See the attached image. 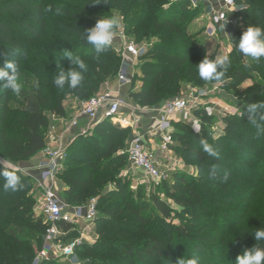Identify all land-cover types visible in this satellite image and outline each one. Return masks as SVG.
Wrapping results in <instances>:
<instances>
[{
  "label": "trees",
  "instance_id": "16d2710c",
  "mask_svg": "<svg viewBox=\"0 0 264 264\" xmlns=\"http://www.w3.org/2000/svg\"><path fill=\"white\" fill-rule=\"evenodd\" d=\"M247 2L250 7L239 11L244 21L264 22V0ZM187 7V0H0V67L4 60L15 59L22 83L19 95L0 86V157L11 164L34 157L45 147L51 116H65L64 101L68 97L88 99L117 73L121 59L111 46L97 54L81 38L83 30L92 27L100 15L114 16L115 12L123 17L124 30L135 40L149 34L162 40L138 58L142 60V85L128 94L136 105L159 104L176 95L182 81L196 85L213 82L199 77L195 65L205 56L204 49L193 50L187 24L177 18ZM228 30L238 39L245 29ZM69 52L85 62L87 71L77 88L66 84L61 89L53 80L59 65L65 71L75 67L64 57ZM231 54L224 77L242 82L250 75L244 71L243 59L237 61L243 55L236 48ZM244 102L247 107L254 104V89L247 92ZM15 110L19 115L8 127V114ZM195 113L205 124L207 117ZM223 120L224 133L213 141L199 133L186 140L180 128L173 133L187 151L186 163L197 169L194 177L173 172L171 181L162 184V195L173 205L158 193L144 198L140 188L133 192L127 179L114 177V168L126 165L123 149L129 128L105 119L95 124L89 138L79 136L69 145L59 174L61 197L78 206L96 198L94 222L100 236L96 246L110 251L104 255H108L107 263L102 264H168L171 257L184 253L215 262L212 256L220 258L226 249L243 251L255 243L251 234L264 226V132L255 136L247 110L241 117ZM174 127L191 130L181 121ZM247 131L251 133L246 135ZM253 135L255 142V138L261 140L255 149L254 143L246 147ZM201 141L211 142L215 154L204 151ZM73 147L78 148L70 155ZM0 169L14 172L23 185L6 190L0 177V264H31L47 226L42 213L36 211L38 188L30 175L1 163ZM60 226L68 231L66 239L75 233L71 223ZM231 228L237 230L230 233ZM84 252L104 258L88 246ZM53 259L39 264H52Z\"/></svg>",
  "mask_w": 264,
  "mask_h": 264
},
{
  "label": "built area",
  "instance_id": "2783aa9c",
  "mask_svg": "<svg viewBox=\"0 0 264 264\" xmlns=\"http://www.w3.org/2000/svg\"><path fill=\"white\" fill-rule=\"evenodd\" d=\"M187 1L190 7L200 8L209 21H213L218 27L225 23V28L233 26L241 9L238 0ZM111 47L122 59L118 75L121 82L115 88L109 86L106 82L105 88L83 101L77 114L69 120L66 121L64 118L54 115L50 118L52 123L49 125L48 130L55 137L41 151L42 159L38 161L35 167L37 175H31L36 187L41 192L38 209L47 223L41 248L38 249L31 264H39L44 259L57 256L68 259L73 263L76 256L75 248L82 243L81 237L64 238L68 231L64 230L60 223L76 224L82 221L89 229V225L94 223L97 217L96 198H90L82 208L78 205L68 204L60 198L55 190V181L64 169L67 148L75 139L71 128L78 126V118L84 117L87 119L85 129L80 132L82 134L105 119L120 127L129 128L131 131L128 150L130 167L138 170L145 178L155 181L165 179V173L174 167L172 164H163L156 155V152L171 153V147L174 144L172 137L173 122L181 121L188 124L193 130L199 127L200 119H198L195 112L199 111L201 107H199L200 103L196 97L178 96L159 104L155 107V126L147 130V133L156 134L159 139L156 147L152 148L145 138V133L140 130L144 108L131 104L128 98H124L119 94L122 84L128 81V78L121 74L123 67L126 70L131 64L130 60L137 59L146 49L144 45L137 46L134 40L124 32V29L116 34ZM55 122L61 124L60 129L57 128ZM66 137H69V140L66 141ZM21 170L29 175L26 169ZM84 230H81V236H83L82 232Z\"/></svg>",
  "mask_w": 264,
  "mask_h": 264
},
{
  "label": "rangeland",
  "instance_id": "374dc122",
  "mask_svg": "<svg viewBox=\"0 0 264 264\" xmlns=\"http://www.w3.org/2000/svg\"><path fill=\"white\" fill-rule=\"evenodd\" d=\"M176 0H168V2H175ZM240 8L244 9L247 7H250L247 0H238ZM261 5V4H260ZM167 6V5H166ZM264 7V4L262 5ZM115 15L120 18V26L115 30L116 34L124 29V19L123 17L117 15L115 12H113ZM109 17V16H105ZM184 23L187 24V30L189 35L191 36L192 43L194 46H192L194 51L199 50V47H202L204 50L202 51L203 55H207L211 58H215L219 55H228L231 59V53L233 52L234 44L232 42V34L231 31L228 29H245L248 25H259L260 27L264 28V22H251L246 23L244 19L242 18V15L238 14L236 16V23L233 26H228L224 29L223 32L219 30L218 25H216L213 21H209V19L205 16L204 12L200 8H193L188 5V7L183 12L182 16L178 15L177 18L181 19ZM126 33V31L124 30ZM242 33V32H241ZM131 39L134 40L135 44L137 46H143L147 49L151 45L155 43H160L162 40L158 36H151V34L139 39L135 40L132 35H129L126 33ZM235 35V34H234ZM146 52V51H145ZM144 52V53H145ZM143 53V54H144ZM142 54V55H143ZM140 57V56H139ZM138 57V58H139ZM238 58V57H237ZM121 59V58H120ZM243 59V60H242ZM242 60L245 67L244 71L246 73H250L248 78L242 82H239L237 79H233L229 76L223 77L219 81H213L211 83H205L203 85H196L189 81H182L179 85V91L176 95L166 98L162 100L159 104H163L175 97H188L193 98L196 97L197 101L200 103V110L198 111L199 114L205 115L207 117L206 123L201 124V117L198 115V119H200L199 127L196 130L191 129L190 132L182 129L181 127H174V123L172 124V137L173 133L175 132L176 128H180L181 131H184L186 135V140H190L191 134H198L202 135L206 139H210V141H213L217 138H220V136L223 135L224 129H225V123L224 118L228 117H241V113H243L244 110H247V105L244 102L246 94L251 89H254V104H260L264 103V58H261L259 61H253L248 57L243 56V58H238L237 61ZM130 65L125 70L124 67L122 69L121 74L124 75V77L128 78V81H126L124 84H122V87L119 89V94L124 96V98H128V94L130 91L137 90L142 85L143 80V74L141 73L139 67L142 63V60L139 59H131ZM238 63V62H237ZM122 64V59L120 60V66L117 71V73L112 76L111 78H108L107 81H105L101 87V90L105 88V83L108 82L109 86H112L115 88L118 83L121 82L119 79V73L120 68ZM248 65V66H246ZM226 79V81H225ZM233 86V87H232ZM232 87V88H231ZM100 90V91H101ZM1 91V88H0ZM87 97L83 100L74 99V102L72 103V106L74 109H79L81 106V103L85 101ZM129 100V99H128ZM131 104L136 105L134 102L129 101ZM139 106V105H138ZM225 110L227 111L225 113ZM19 110H15L8 114V127H10L11 124L15 123L16 117ZM260 112H264V109H261ZM52 122H50L49 125H51ZM258 123L261 124L262 129H264V121L258 120ZM113 124V123H111ZM201 125L203 126V129H201ZM14 127V126H13ZM49 129V127H48ZM92 129L90 132L85 133L81 135V138H89L92 133ZM260 132H264V130H259L254 125V133L257 137V134ZM177 133V132H176ZM250 132L247 131L246 135H249ZM175 135V134H174ZM258 139V142H255L254 135L253 139L251 141L246 142V147H251L254 143V149L256 146V143H261L260 138ZM149 145L151 141L148 140V137L146 138ZM154 140V139H153ZM152 140V141H153ZM156 142H159V139ZM174 144L171 147V153L168 155L165 154H159L156 152V155L160 158L161 162L166 165L172 164L174 167L170 169L168 172H166V178L162 180H151L145 178L141 173H138L135 169L130 167V164L128 162V150L130 141H127L123 153L126 155L125 166H122L119 168V170L115 169L114 177L115 178H121V179H127L128 185L130 189L133 192H136L138 188H140V196L149 199L151 193H158L161 194L162 199L166 200L170 205H173V203L162 195V184L163 183H169L171 181V174L173 172H184L188 176H195L197 169L193 164L186 163V159L188 160V154L187 151L184 150L181 146V142L178 141L177 137H173ZM254 141V142H253ZM212 143L210 142L209 145ZM248 145V146H247ZM69 147V146H68ZM78 148V147H77ZM77 148L73 147L70 148L69 153L76 150ZM0 163L4 165L7 168L17 170L18 165L17 164H11L7 162L5 159L0 157ZM257 163V162H256ZM36 187V186H34ZM33 187V188H34ZM112 187V183L108 184V188ZM35 190V188L33 189ZM61 196V194H60ZM41 198V193L37 191L35 193V204H36V211L39 214L40 210L38 209V201ZM242 199V198H241ZM82 229L86 225H78ZM96 223H92L89 225V230L86 229L84 231V236L80 235V230H75V233L71 235L69 238L74 239L81 237V244L79 245V249L77 252H75V261L72 263L68 259H65L61 256H57L53 259L52 264H102L107 263L106 257L110 254V251L106 249H101L99 246H96L97 241H100V236L98 235L96 231ZM91 229V230H90ZM237 228H231L230 233L233 231H236ZM229 232H227V238L229 239ZM90 247L94 249V251L100 255L103 254L107 256H104V258L101 260V258H97L93 255H87L84 250L85 248ZM38 249L35 248V255L37 254ZM242 251L234 250V249H226L223 256L220 258H215L212 256V261L206 259V258H198L199 264H228V263H234L237 255H239ZM184 257L185 259H189L186 253L179 254V256H173L171 257L168 264H175L176 260L178 258ZM211 257V256H210ZM147 262H145L146 264Z\"/></svg>",
  "mask_w": 264,
  "mask_h": 264
},
{
  "label": "clouds",
  "instance_id": "9594fccd",
  "mask_svg": "<svg viewBox=\"0 0 264 264\" xmlns=\"http://www.w3.org/2000/svg\"><path fill=\"white\" fill-rule=\"evenodd\" d=\"M120 23L121 21L118 16L105 17L100 15L92 27L83 30L81 38L86 43L92 45L97 54L103 53L109 49L114 38H116L115 30L120 26ZM225 24L219 25L221 32L224 31ZM232 39L236 50L243 56L253 61H259L261 58H264V28L259 25H248L238 39ZM64 57H67L71 61V65L75 67H69L65 71L59 65V71L54 77L53 83L61 89L66 84L69 88L75 89L83 81V74L87 71V65L80 57H73L70 52ZM230 63L231 60L228 55H219L215 58H209V56L205 55L195 66L202 80L219 81L225 76ZM0 86L9 89L17 95L20 94L22 83L20 81V71L15 59L4 60L3 67H0ZM261 109H264V103L251 104L247 107V113L249 121L257 129L264 130L261 124L258 123V120L264 121V112H260ZM201 144L204 151L210 155L215 154L212 146L206 141H201ZM0 177H3L5 181L4 188L6 190H17L23 187L20 177L14 172L0 169ZM251 235L255 243L237 255L234 264H264V226L256 227V230ZM175 264H199V259L195 257L185 259L182 256L176 260Z\"/></svg>",
  "mask_w": 264,
  "mask_h": 264
},
{
  "label": "crops",
  "instance_id": "0c3cea01",
  "mask_svg": "<svg viewBox=\"0 0 264 264\" xmlns=\"http://www.w3.org/2000/svg\"><path fill=\"white\" fill-rule=\"evenodd\" d=\"M138 59V58H137ZM139 89V88H138ZM137 89V90H138ZM74 99L73 97H68L65 101H64V109H65V116H62V118H64V120H69L71 117L75 116L78 112V109H74L73 106H72V103L74 102ZM130 101V100H129ZM72 102V103H71ZM159 105V104H155V105H152V106H147V107H142L144 108V114H143V117H142V122H141V125H140V130L142 132L145 133V138L148 137V140L151 141L150 143V146L152 148H155L156 147V144H157V140L155 139H158L156 134H151V133H147V130L149 128H152L155 126V119H156V111H155V107ZM56 126L58 129H60V123H56ZM97 124V123H96ZM87 125V119L84 118V117H80L78 118V126L77 127H73L71 128V132H72V135L75 137V139L81 135H83L81 132V130L85 129ZM95 126H93L90 130H88L86 133L90 132L92 129H94ZM85 134V133H84ZM55 137V135L53 133H51L49 130L47 131L46 133V139H45V145H48L51 141V139H53ZM130 138H131V131H130V134H129V137H128V140L127 141H130ZM74 139V140H75ZM154 139V140H153ZM69 140V137H66V141ZM153 140V141H152ZM159 154H164V153H159ZM165 155H168V154H165ZM42 159V152L40 151L38 154H36L34 157H31L30 159L28 160H24V161H20L17 165H18V168H17V171H20L22 172L21 169H26L29 173V175L31 176H35L37 175V171H36V165L38 163V161ZM138 173H140L138 170H136ZM23 173V172H22ZM31 176V177H32ZM62 187H63V184L60 180L59 177H57L56 181H55V190H56V193L60 196L61 194V191H62ZM39 191V190H38ZM40 192V191H39ZM41 193V192H40ZM60 198H62L60 196ZM82 207V206H81ZM83 208V207H82ZM85 225L82 221L76 223V224H73L74 225V229L75 230H80V233H81V230H84L86 228V226L82 229L81 227H79L78 225ZM87 229V228H86ZM86 229L84 231H86ZM89 230V229H87ZM91 230V229H90ZM83 233V236H84V233L85 232H82Z\"/></svg>",
  "mask_w": 264,
  "mask_h": 264
}]
</instances>
